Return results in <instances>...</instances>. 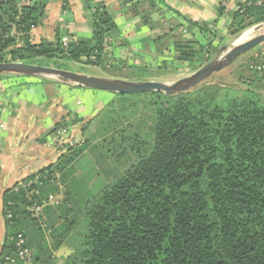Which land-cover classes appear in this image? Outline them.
Segmentation results:
<instances>
[{
	"label": "trees",
	"instance_id": "obj_1",
	"mask_svg": "<svg viewBox=\"0 0 264 264\" xmlns=\"http://www.w3.org/2000/svg\"><path fill=\"white\" fill-rule=\"evenodd\" d=\"M48 2L0 0V63L99 65L108 37L118 32L102 2L84 0L92 37L71 39L65 47L58 35L53 43L32 42L31 31L46 19ZM61 3L67 10V0ZM262 22L264 2L235 13L230 36ZM176 47L181 60L195 54ZM218 89L199 86L170 96L154 92L163 99L152 103L155 123L149 150L139 141L143 153L86 203L85 225L62 264H264V102L252 91L256 97L212 101ZM73 148L37 174L41 185L33 182L5 192L7 236L0 264L14 255L18 234L27 239L28 224L36 231L27 208L58 193L43 177L62 173L85 150ZM33 190L39 196L29 200ZM69 201L67 196L57 208ZM65 211L62 223L49 231V251L63 245L78 226L74 208ZM8 213L12 219L6 218ZM27 245L33 249L29 241ZM35 255L36 262L47 263Z\"/></svg>",
	"mask_w": 264,
	"mask_h": 264
},
{
	"label": "crops",
	"instance_id": "obj_2",
	"mask_svg": "<svg viewBox=\"0 0 264 264\" xmlns=\"http://www.w3.org/2000/svg\"><path fill=\"white\" fill-rule=\"evenodd\" d=\"M95 1L102 2L118 30L108 37L104 58L127 55L125 47L128 46L130 49L131 46L135 48L132 50L134 60L142 58V61L147 59V62L154 63L161 56L173 58L172 63L178 64L176 66L181 68V73L179 77L164 81L171 84L191 75L207 61L215 59L217 46H225L235 38L230 36L233 16L245 0ZM134 3L139 5L136 8H144L147 18L143 17L141 20L136 14L138 11H132ZM46 14L43 23L31 31L34 44L41 41L53 43L57 35L60 39L65 37L68 40H89L92 37L90 16L84 8V0H67L65 11L62 10L61 0H49ZM225 37L226 41L223 42L221 38ZM163 39L165 41L161 45ZM166 40L169 41V49L166 47ZM197 44L203 55L196 53ZM177 45L186 47L187 52H194V56L181 60V51ZM142 63L146 64L144 61ZM187 65L190 66L189 69L184 68ZM258 80L256 83H260ZM260 84L264 86V83ZM108 93L111 94L17 75L0 78V254L7 236L3 214L5 192L14 191L20 184H25L24 180L58 162L63 149L56 144L54 129L57 125H67L74 129L70 140L75 145L81 144L86 126L98 114L99 104L102 106L105 103L102 99H107ZM59 205L49 206L50 209L43 211L42 217L46 222L43 227H38L35 223L36 231L31 224L26 229L27 241L32 245L35 258L41 255V260H47L48 264H62L71 252L70 246L65 244L55 251L45 249L51 244L50 223L56 227L64 218L58 214L60 207L58 211L52 208ZM66 206L70 207V204Z\"/></svg>",
	"mask_w": 264,
	"mask_h": 264
},
{
	"label": "rangeland",
	"instance_id": "obj_3",
	"mask_svg": "<svg viewBox=\"0 0 264 264\" xmlns=\"http://www.w3.org/2000/svg\"><path fill=\"white\" fill-rule=\"evenodd\" d=\"M135 6L139 5L134 3L132 11H138L136 14L141 17V20L143 17H148L144 8L141 7L139 9ZM142 14H144V16H141ZM257 25L262 26L264 22L248 27L241 34L235 36L234 39H231L227 44H237L236 40L240 38L243 33L248 31H251V34L249 33L248 37L242 42H246L257 36L261 33L260 30H255ZM203 34L209 37L206 33ZM221 39H223V42L226 41V37ZM164 41L165 39L161 40V45ZM166 41V47L169 49V41ZM223 47L224 45L217 46L216 58L225 54ZM125 49L127 55H121L110 59H105L104 56H102L99 65H84L74 61H67L60 64L58 63L56 67L92 75L98 74L117 77L111 79L131 82H164L165 80L179 77L181 73L179 71L181 68L176 66L178 64L175 65L172 63L173 58L168 59L166 56H161L157 58L154 63L147 62V59H143V61L146 62V64H143L142 58L134 60L135 57L133 56L132 50H135V48L131 46L130 49L128 46L127 48L125 47ZM162 51H164V49H162ZM196 51L198 55H203L198 44L196 45ZM263 52L264 43L240 55L229 66L213 74L209 79L199 84L197 87L213 86L219 88L216 94L213 95L214 97L211 98L212 101H221L224 99V96L243 97L250 94V96L256 97L252 94L255 92L257 98L264 102V88L260 84L264 83V77L258 76L256 71L250 69V63L256 61ZM171 54L172 56L175 55L173 52ZM256 55L257 57L255 58ZM50 65L53 66L52 64ZM184 68L189 69L190 66L187 65L184 66ZM186 73L188 72L186 71ZM257 80L260 81V83H256ZM250 91H252V93H250ZM108 94L107 99H102L105 103H103L102 106L99 104L100 110L98 114L89 121L91 124L86 126L82 143L75 145L73 148L81 149L84 147L85 150L81 153V156L73 161L68 169L65 168L62 173L54 171L57 174L56 182L59 184L58 191L61 192L62 201L64 202L67 196H69L70 207L72 206L74 208L75 216L78 221V226L64 243L68 246L76 242L81 233L83 223L85 225L83 208L86 203L97 195L103 186L116 180L126 168L137 160V156L141 155L143 150L145 151L146 148L149 150L153 142L155 116L152 114V109L154 107L152 103L162 100L163 96H158L151 92L136 95ZM73 130L70 133L71 136L69 139L73 136ZM139 141L144 142L141 152L138 149ZM67 142L68 141L58 145L63 149L61 150L63 154H66L68 149L71 148L69 145L71 143ZM36 178H39L37 174L35 175V179ZM48 181L51 185L53 184V181ZM27 182H29L28 185L32 183V181ZM23 185L24 184H20V187L24 188ZM17 189L14 191H17ZM66 207L64 206L60 211H58L57 207L52 208L54 210L57 209L58 214H61L60 216L63 217L64 213L69 212L65 211ZM43 214L44 212L42 215ZM42 222L43 225L46 224L43 217ZM49 226H53V223H50ZM70 251L72 252L71 248Z\"/></svg>",
	"mask_w": 264,
	"mask_h": 264
},
{
	"label": "water",
	"instance_id": "obj_4",
	"mask_svg": "<svg viewBox=\"0 0 264 264\" xmlns=\"http://www.w3.org/2000/svg\"><path fill=\"white\" fill-rule=\"evenodd\" d=\"M260 34L250 40L237 44H226L225 54L207 61L191 75L171 84L164 82H131L119 79L91 76L76 71H68L52 66L27 64L22 62L0 63V76L17 75L28 78L46 79L76 87L107 91L120 95H136L148 92L176 95L189 91L209 79L213 74L229 66L240 55L264 43V25H257Z\"/></svg>",
	"mask_w": 264,
	"mask_h": 264
},
{
	"label": "built area",
	"instance_id": "obj_5",
	"mask_svg": "<svg viewBox=\"0 0 264 264\" xmlns=\"http://www.w3.org/2000/svg\"><path fill=\"white\" fill-rule=\"evenodd\" d=\"M263 2L264 0H245L243 4L238 7L237 11L239 13H243L248 7L260 6ZM69 41L70 40H68V38L65 37L61 39V43L64 47L67 46ZM250 69L256 71L258 73V76L264 77V52L260 54V56L256 61L250 63ZM71 132H72V128L69 126L63 125L58 127L55 130L56 144L60 145L63 142L68 141L67 143H71L69 144L70 146L75 145L73 141L69 139V137L71 136L70 135ZM40 180H41L40 177L36 179L34 178L32 183L38 182V184L41 185L42 182L40 183ZM43 180H51V182L53 181V184L57 187V190L59 189V184H57L56 182L57 180L56 172H52L51 174H46L43 177ZM28 183L29 182L23 185L24 188L30 186L28 185ZM33 195L39 196L38 190H33L28 193L27 197L29 198V200H31V197ZM60 203H62V196H61V192L58 191L57 194L48 195V197L46 199H43L40 203L34 201L32 205L27 208V211L29 212L31 218H33L34 223H36L38 227H43L44 225L42 222V213L44 209L52 205H59ZM6 218L8 220L12 219L13 218L12 214L8 213ZM14 249H15L14 255L7 256L4 258L6 264H14L16 261H20L21 264H40L34 260L32 250L27 245V239L22 234H18L17 237L14 239Z\"/></svg>",
	"mask_w": 264,
	"mask_h": 264
},
{
	"label": "bare ground",
	"instance_id": "obj_6",
	"mask_svg": "<svg viewBox=\"0 0 264 264\" xmlns=\"http://www.w3.org/2000/svg\"><path fill=\"white\" fill-rule=\"evenodd\" d=\"M250 32H251V31H248V32L243 33V34L241 35V37L238 38V39L236 40V42L239 43V42L244 41V40L248 37V35H249ZM250 34H251V33H250Z\"/></svg>",
	"mask_w": 264,
	"mask_h": 264
}]
</instances>
